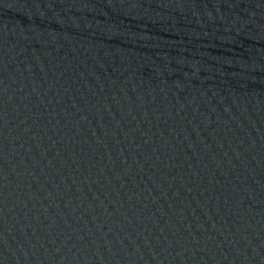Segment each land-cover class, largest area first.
<instances>
[{
	"label": "water",
	"instance_id": "obj_1",
	"mask_svg": "<svg viewBox=\"0 0 264 264\" xmlns=\"http://www.w3.org/2000/svg\"><path fill=\"white\" fill-rule=\"evenodd\" d=\"M0 264H264V0H0Z\"/></svg>",
	"mask_w": 264,
	"mask_h": 264
}]
</instances>
